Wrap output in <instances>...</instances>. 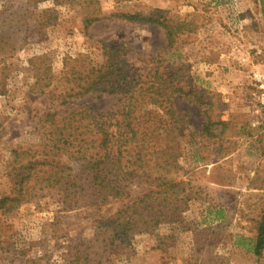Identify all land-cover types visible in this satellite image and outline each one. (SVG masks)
Masks as SVG:
<instances>
[{
  "label": "rangeland",
  "instance_id": "374dc122",
  "mask_svg": "<svg viewBox=\"0 0 264 264\" xmlns=\"http://www.w3.org/2000/svg\"><path fill=\"white\" fill-rule=\"evenodd\" d=\"M5 1L0 0V9ZM75 2L38 4L31 13L47 11L53 20L41 36L29 35L6 61L4 85L0 86V195L10 188L7 145L19 143L33 132L36 121L49 108L47 95L30 91L33 75L29 62L45 56L47 66L56 74L65 57L87 54L97 58L101 42L123 44L134 57L131 68L140 58L147 61L157 55L159 70L172 71L182 90L196 100L177 96L172 100L189 129L186 134L200 132L202 111L206 110L217 136L212 140L196 134L186 138L179 161L182 168L175 178L195 189L181 224L159 230L160 235L171 238L159 242L153 235L136 236L131 258L113 256L112 264H264V251L256 259L233 245L234 235H254L264 207V106L259 104L264 95L261 0ZM94 11L106 17L85 29L84 19L94 16ZM146 11L160 20L184 23L170 48L159 26L115 17ZM115 100L114 96H101L78 103L103 112ZM95 214L84 208L63 211L56 190L36 204L20 206L6 218L0 213V240L10 245L8 260H0V264H12L9 256L13 252L14 264H65L61 255L69 242L92 237Z\"/></svg>",
  "mask_w": 264,
  "mask_h": 264
},
{
  "label": "trees",
  "instance_id": "16d2710c",
  "mask_svg": "<svg viewBox=\"0 0 264 264\" xmlns=\"http://www.w3.org/2000/svg\"><path fill=\"white\" fill-rule=\"evenodd\" d=\"M75 1H5L0 9V86L4 85L3 69L11 53L22 47L29 35L41 36L42 29L53 20L47 11L33 15L37 5H71ZM260 4L264 20V0ZM95 11L94 16L84 19L85 29L106 17ZM115 17L159 26L165 31L169 48L184 25L154 18L148 11ZM130 53L126 45L101 42L97 58L87 54L65 57L56 74L47 66L45 56L29 62L33 75L30 91L47 95L50 103L33 132L19 143L7 145L10 188L0 195V213L6 218L22 205L36 204L53 190L60 196L63 211H95L92 237L70 241L61 255L65 264H112L113 256L131 258V243L136 236L153 235L159 242L171 238L160 235L159 230L181 224L195 189L175 178L182 168L179 161L186 138L196 134L212 140L217 136L206 110L202 111L200 132L186 134L189 129L174 110L172 100L175 96L195 99L182 90L172 71L159 70L157 55L147 61L140 58L131 68L134 57ZM101 96L116 98L114 105L103 112L78 103ZM234 239L235 247L256 259L261 257L264 207L254 235H234ZM7 242L0 240V260H8ZM13 254L9 256L12 264L16 258Z\"/></svg>",
  "mask_w": 264,
  "mask_h": 264
},
{
  "label": "built area",
  "instance_id": "2783aa9c",
  "mask_svg": "<svg viewBox=\"0 0 264 264\" xmlns=\"http://www.w3.org/2000/svg\"><path fill=\"white\" fill-rule=\"evenodd\" d=\"M259 104L261 106H264V95H261L260 98H259Z\"/></svg>",
  "mask_w": 264,
  "mask_h": 264
}]
</instances>
